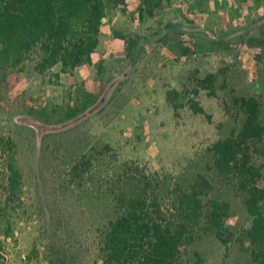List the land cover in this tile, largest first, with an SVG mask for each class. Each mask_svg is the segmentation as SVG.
I'll use <instances>...</instances> for the list:
<instances>
[{"label":"rangeland","instance_id":"rangeland-1","mask_svg":"<svg viewBox=\"0 0 264 264\" xmlns=\"http://www.w3.org/2000/svg\"><path fill=\"white\" fill-rule=\"evenodd\" d=\"M263 29L264 0L150 8L127 0L106 11L91 64L0 81V139L14 142L21 175L19 196L7 199L0 150V229L13 233L2 239V264H99L101 231L117 216L114 196L143 175L164 195L201 175L229 204L236 240L224 247L200 232L183 264H249L243 231L251 220L209 147L239 132L237 97L261 99L264 125ZM211 74L213 94L197 87ZM80 88L92 105L66 120L67 108L82 104ZM192 99L204 115L191 111ZM83 156L92 166L72 179L70 167ZM256 161L264 188V158Z\"/></svg>","mask_w":264,"mask_h":264},{"label":"trees","instance_id":"trees-1","mask_svg":"<svg viewBox=\"0 0 264 264\" xmlns=\"http://www.w3.org/2000/svg\"><path fill=\"white\" fill-rule=\"evenodd\" d=\"M126 1L0 0V81L27 70L44 75L58 68L62 74H73L77 68L91 64L106 11L124 6ZM141 1L150 8L171 0ZM261 36L264 45V29ZM215 81L211 74L198 80L197 87L213 94ZM80 94L81 106L68 107L63 114L66 120L75 119L92 105L90 93L80 88ZM234 104L243 118L239 132L214 142L209 151L214 168L242 197L251 220L249 229L243 231L248 262L264 264V188L260 186L261 169L256 161L264 158L262 101L252 95L237 97ZM189 108L196 115H204L194 99L189 101ZM14 147L12 140L0 139L7 199L17 198L21 185ZM91 166L83 156L70 167L69 175L82 180ZM211 191L210 181L201 175L190 186L173 188L167 195L153 186L147 176L134 178L132 188L114 196L117 216L101 231L99 264H183L200 232L228 247L236 240L226 224L229 204L213 197ZM12 234L9 225L3 231L0 229V264L2 239Z\"/></svg>","mask_w":264,"mask_h":264}]
</instances>
